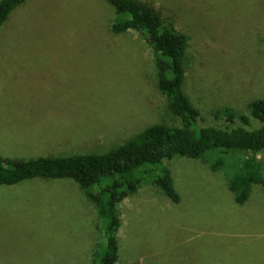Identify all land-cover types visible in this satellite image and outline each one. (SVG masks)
Here are the masks:
<instances>
[{"label":"rangeland","instance_id":"1","mask_svg":"<svg viewBox=\"0 0 264 264\" xmlns=\"http://www.w3.org/2000/svg\"><path fill=\"white\" fill-rule=\"evenodd\" d=\"M142 1L188 34L182 88L196 125L223 126V107L249 112L264 94V0ZM115 17L105 0H23L10 12L0 27L1 158L102 153L151 124L181 125L146 37L112 34ZM219 157L165 160L178 202L152 174L120 199L117 264H264V184L235 203L228 166L211 167ZM105 224L72 179L2 184L0 264H100Z\"/></svg>","mask_w":264,"mask_h":264},{"label":"trees","instance_id":"2","mask_svg":"<svg viewBox=\"0 0 264 264\" xmlns=\"http://www.w3.org/2000/svg\"><path fill=\"white\" fill-rule=\"evenodd\" d=\"M116 15L112 34L141 32L152 50L157 87L170 103L181 125L155 123L106 152L37 156L27 159L0 157V185L15 184L33 177L69 178L97 206L105 218V246L100 264H117V204L152 174L155 184L170 200L179 201L170 168L165 160L176 157L204 158L209 151L221 154L212 168L227 167L228 186L234 202L243 204L252 183L264 184V94L247 102V113L229 107L216 113L223 126H197L198 109L183 91L188 34L176 28L151 3L142 0H105ZM23 0H0V27ZM226 156L227 159H224ZM227 160V163L225 162ZM127 188L123 190V187Z\"/></svg>","mask_w":264,"mask_h":264}]
</instances>
